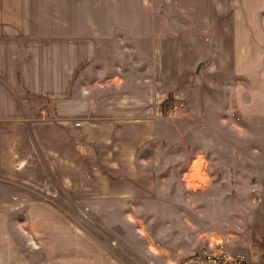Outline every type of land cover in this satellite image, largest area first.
<instances>
[{
  "label": "crops",
  "instance_id": "1",
  "mask_svg": "<svg viewBox=\"0 0 264 264\" xmlns=\"http://www.w3.org/2000/svg\"><path fill=\"white\" fill-rule=\"evenodd\" d=\"M184 1L202 7L201 36L161 33L155 0H0V264H118L69 207L152 196L140 154L170 102L229 93L240 116L264 117V0ZM125 38L151 46V76L82 92L101 48Z\"/></svg>",
  "mask_w": 264,
  "mask_h": 264
},
{
  "label": "rangeland",
  "instance_id": "2",
  "mask_svg": "<svg viewBox=\"0 0 264 264\" xmlns=\"http://www.w3.org/2000/svg\"><path fill=\"white\" fill-rule=\"evenodd\" d=\"M155 7L161 33L201 36L200 5L155 0ZM150 55V45L128 38L107 43L96 63L80 77L78 87L84 92L95 80L116 75L124 77L126 84H143L152 74L151 69L144 73ZM193 95L185 103L166 105L157 141L140 154V166L156 176L152 196L96 207L95 212L69 207L72 218L118 264H180L213 238L262 256L264 117L240 116L229 93L223 102L201 92ZM179 104L185 110L172 113ZM33 239L34 235L23 232V252H34Z\"/></svg>",
  "mask_w": 264,
  "mask_h": 264
},
{
  "label": "built area",
  "instance_id": "3",
  "mask_svg": "<svg viewBox=\"0 0 264 264\" xmlns=\"http://www.w3.org/2000/svg\"><path fill=\"white\" fill-rule=\"evenodd\" d=\"M185 110L184 104L175 105L171 112ZM180 264H264L262 256L251 250L237 249L225 239H211L204 249L187 257Z\"/></svg>",
  "mask_w": 264,
  "mask_h": 264
}]
</instances>
